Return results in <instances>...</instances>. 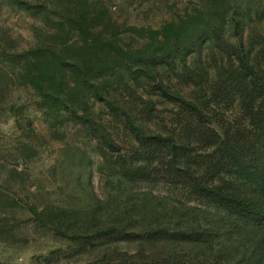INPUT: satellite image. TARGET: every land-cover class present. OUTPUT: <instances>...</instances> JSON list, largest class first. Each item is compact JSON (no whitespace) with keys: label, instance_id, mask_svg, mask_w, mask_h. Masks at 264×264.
Segmentation results:
<instances>
[{"label":"rangeland","instance_id":"1","mask_svg":"<svg viewBox=\"0 0 264 264\" xmlns=\"http://www.w3.org/2000/svg\"><path fill=\"white\" fill-rule=\"evenodd\" d=\"M138 62L153 79L130 73ZM69 64L103 73L102 99ZM47 89L69 90L77 113ZM259 90L264 0H0V264H264V230L190 181L252 195L223 154L263 126ZM131 124L169 145L148 154ZM111 225L208 241L96 246Z\"/></svg>","mask_w":264,"mask_h":264},{"label":"trees","instance_id":"2","mask_svg":"<svg viewBox=\"0 0 264 264\" xmlns=\"http://www.w3.org/2000/svg\"><path fill=\"white\" fill-rule=\"evenodd\" d=\"M44 58V56H35L33 59L35 62L31 61L32 58L28 57H26L25 60L27 65L33 66L38 60L43 61ZM56 61L59 67L61 60L56 59ZM131 64H133V62H131ZM135 65L137 66V70H131V74L136 73L135 75H137V77L143 76L148 79H153L148 66L140 63ZM63 71H68L70 73L74 71L77 72L83 86L92 91L98 99H102L99 92L100 90L97 85L94 84V80L103 76V73L101 74L98 70H94L93 68H86L80 72L77 64H69L67 68H63ZM107 72L112 74V67L107 65L106 73ZM28 76L31 79H37V77L29 72ZM160 87L165 98L174 100L181 105L195 110L198 109L196 105L186 100L180 94L170 92L165 86ZM259 92L260 94L258 95H264L262 90H259ZM63 93V90L60 89H47L42 96L51 98L55 106L70 109L72 113L76 114L77 111L74 108L76 100L71 98L69 90H67L65 94ZM262 117L264 119V115H262ZM130 129L134 134L136 142L140 147H145L148 154H152V149H156L160 147V145H169V138L166 136L143 134L140 128L133 124L130 125ZM172 149L173 146L171 147V150ZM173 151L176 154L174 149ZM223 155L227 164L226 167L231 170L238 181L242 182L251 190L252 195L244 197L215 185H206L201 180L192 179L190 181L194 191L202 198H205L209 203L213 204L217 209L226 212L228 217L234 220L247 222L264 230V124L259 128L255 139L246 137L244 145L237 144L236 146L227 147ZM175 170L177 171L179 169L176 168ZM90 235L97 239H103L102 242L96 246H109L114 238L116 241L126 242H174L192 245H199L208 241L206 231L201 230L183 231L157 228L143 232H131L114 225L97 228L91 232ZM168 262L169 261H164L159 264H167Z\"/></svg>","mask_w":264,"mask_h":264}]
</instances>
